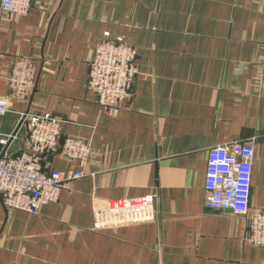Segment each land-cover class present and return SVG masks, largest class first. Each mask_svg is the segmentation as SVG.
Wrapping results in <instances>:
<instances>
[{"label": "crops", "instance_id": "obj_1", "mask_svg": "<svg viewBox=\"0 0 264 264\" xmlns=\"http://www.w3.org/2000/svg\"><path fill=\"white\" fill-rule=\"evenodd\" d=\"M138 50L132 100L104 112L86 86L106 33ZM264 0H0V95L18 57L37 60L28 102L12 101L0 134L29 137L23 113H50L64 136L90 138L83 167L55 152L51 169L85 175L35 213L0 196V264H264L246 218L205 205L209 148L255 139L251 211L264 208Z\"/></svg>", "mask_w": 264, "mask_h": 264}, {"label": "built area", "instance_id": "obj_2", "mask_svg": "<svg viewBox=\"0 0 264 264\" xmlns=\"http://www.w3.org/2000/svg\"><path fill=\"white\" fill-rule=\"evenodd\" d=\"M34 0H1L2 8L18 15L29 14ZM137 48L123 37L107 32L88 60L86 86L94 90L101 109L120 112L134 95L140 74ZM264 78V55L257 62ZM37 60L15 59L8 77V90L0 95V115L10 111L12 101L28 102L35 90ZM21 124L29 127L24 148L12 153L10 145L17 133L0 134V196L6 208L35 213L48 203L58 202L63 190L85 175L84 170L63 174L51 169L47 156L55 152L85 166L94 153L90 138L64 136L62 120L50 113H23ZM255 160V139L233 140L209 148L205 205L209 209L229 211L246 218L244 240L264 246V208L251 211V190Z\"/></svg>", "mask_w": 264, "mask_h": 264}, {"label": "water", "instance_id": "obj_3", "mask_svg": "<svg viewBox=\"0 0 264 264\" xmlns=\"http://www.w3.org/2000/svg\"><path fill=\"white\" fill-rule=\"evenodd\" d=\"M1 147V146H0Z\"/></svg>", "mask_w": 264, "mask_h": 264}]
</instances>
